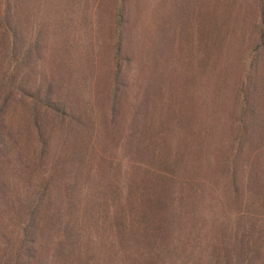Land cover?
<instances>
[{"label": "rangeland", "instance_id": "obj_1", "mask_svg": "<svg viewBox=\"0 0 264 264\" xmlns=\"http://www.w3.org/2000/svg\"><path fill=\"white\" fill-rule=\"evenodd\" d=\"M118 3L22 0L27 34L41 23L47 29L41 57L31 55L34 65L27 66L26 84L34 91L53 83L81 121L54 127L42 164L29 155L34 175L39 168L53 169L58 210H87L91 224L79 230L99 247L111 244V238L95 230L93 219L115 209L126 181L122 162L134 163L137 177L146 179L147 166L164 169L161 158L170 170L179 162L175 153L188 145L186 156L193 159L195 151L199 158L195 173L191 168L186 172L194 189H188L183 210L171 212L163 244L156 241L162 245L156 264H264V138L253 151V167L244 165L254 161L252 144L238 157L237 187L224 166L227 149L233 156L237 144L238 88L243 95L251 89L255 58L257 113L264 118V0H126L119 56ZM19 106L14 101L10 112L23 114ZM21 134L30 152L35 136L25 128ZM70 161H79L81 168L75 181V173L63 171L70 170ZM20 168L12 162L6 174L18 196L30 183ZM250 170L260 173L256 181L249 178ZM71 185L74 201L65 198L64 188ZM114 255L113 264H145Z\"/></svg>", "mask_w": 264, "mask_h": 264}, {"label": "trees", "instance_id": "obj_2", "mask_svg": "<svg viewBox=\"0 0 264 264\" xmlns=\"http://www.w3.org/2000/svg\"><path fill=\"white\" fill-rule=\"evenodd\" d=\"M118 1L116 15L119 38L116 50L119 56L118 53L122 51L121 29L126 18V0ZM31 31L27 34L23 21L22 0H0V264H113L111 260L116 253L126 254L129 262L134 259L142 260L145 264H156L155 256H161L158 247L162 246L156 241L163 244L162 238L168 230L165 225L171 212L183 210L182 202L185 201L188 189H194V184L186 177V172L191 168L195 173L193 168L198 166L199 161V158L195 157L197 152L192 151L193 159L189 158L186 156L188 145H184V151L179 149L175 153L174 158L179 162L172 164L167 171L165 161L160 158L159 166L164 169L147 166L145 170L149 172V177L146 179L137 177L134 163L122 162L121 168L124 170L126 181L122 184L121 196L114 203L115 209L110 208L108 214L104 213L101 217L93 219L98 225L95 230L101 236H109L111 244L95 246L91 242L93 236L85 237L79 230L86 225L90 216L87 210H82L81 213L72 210V207L68 210H58L59 200L55 192L57 184L53 169L39 168L38 174L34 175V167L27 161L29 155L34 160H40L41 164L45 161L51 149L56 125L63 126L71 121L81 123L78 117L74 118V112L70 110L67 101L57 95L53 83H48L45 89L38 87L31 91L28 88L27 66L34 65L32 53L38 55V58L41 57L39 54L47 29L44 23H41L34 25ZM258 66L259 59L255 58L252 62V68L255 69L253 80L250 76L253 70H248L251 89L243 95V88H238V99H241L238 103L240 102L241 106L237 115V144L233 156L231 149H227L224 158L225 173L230 182L232 179L235 187L240 174L236 165L238 157L247 144H252L254 147L251 146V157L254 160L253 151H257L256 146L264 138V129L258 130V127L264 125V118L257 113L260 109L256 90V83L260 78ZM121 71L122 64L118 59L115 77L117 84ZM117 93L116 86L113 105L117 103ZM14 101L20 105L17 108L21 107L25 111L27 109L28 113L23 111V114L16 115L15 111L10 112ZM22 127L27 130L28 135L32 132L36 139L30 152L22 142ZM74 152L80 153L73 149L72 153ZM256 161L244 165L253 167ZM12 162L20 164L27 182H30L21 196L17 195V189L11 185L10 178H6V174L10 175L7 167ZM64 162L67 160L63 159ZM70 163V170L63 168V171L75 173V181L76 173H80L81 168L79 161ZM249 175V178H254L252 181H256L260 173L250 170ZM145 185H148V188L140 192ZM64 189H68L65 198L74 201L76 195L71 193L74 191L73 185ZM238 197L240 194L236 193L233 201L237 202ZM100 220L101 224L98 223ZM84 228H87V225ZM98 239L100 240L99 236Z\"/></svg>", "mask_w": 264, "mask_h": 264}]
</instances>
